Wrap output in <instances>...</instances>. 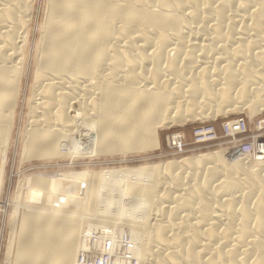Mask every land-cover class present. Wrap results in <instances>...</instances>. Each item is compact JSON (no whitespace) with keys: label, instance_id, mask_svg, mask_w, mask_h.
<instances>
[{"label":"bare ground","instance_id":"bare-ground-1","mask_svg":"<svg viewBox=\"0 0 264 264\" xmlns=\"http://www.w3.org/2000/svg\"><path fill=\"white\" fill-rule=\"evenodd\" d=\"M34 3L0 0L3 157L31 71L24 161L149 151L175 123L264 113V0H45L38 38ZM262 135L156 165L28 178L35 206L24 202L14 264H77L99 229L110 233L90 264H264Z\"/></svg>","mask_w":264,"mask_h":264},{"label":"rangeland","instance_id":"rangeland-1","mask_svg":"<svg viewBox=\"0 0 264 264\" xmlns=\"http://www.w3.org/2000/svg\"><path fill=\"white\" fill-rule=\"evenodd\" d=\"M43 3L45 4V0H35L33 8L34 20L31 24V34H36L37 38L39 37V33L35 32V30L39 25H41L45 16V7ZM33 78L34 72L31 71V74L27 77L26 82L24 81L25 79L22 82L24 88L22 89L16 103L7 156L3 157V154L0 155V163L5 161L3 173L4 177H2L3 186L0 188V264H14L19 225L25 212L23 209L26 208L25 206L28 204V207L31 206L29 209L32 210L35 206L34 202L27 200L25 196L26 187L29 185V182L26 181L28 178L39 176V174L41 175L44 173H56L57 175H60L63 172H67V170L100 173L102 170L132 169L145 165H156L174 161L179 158H190L214 151L220 152L223 149L226 151L227 148L228 150L231 149L235 142L244 145L245 143H250L252 141L251 137L255 138L256 136L262 134V144L264 145V133L257 132V126L259 125L260 120L264 117V113L251 119L249 112L246 110L242 111V113L235 112L227 115H220L215 119H208L205 121L185 122L182 124L175 123L171 127L160 129L159 148L155 147L156 149L154 148L149 151L128 153L127 155H108L95 158L89 156V154L85 153V151L81 152L85 153L83 155L68 157L64 155L66 152L64 150L61 151V153L66 158L57 157L53 159H31L24 161L23 141L25 135L24 133L27 131L29 125L28 120L30 121L29 117L31 108L28 100L31 97L30 88L33 83ZM241 120L244 126L243 131L227 137L224 133V124ZM198 129H206L207 131L205 132L207 134L213 132L215 137L213 136L205 138L207 140L204 139L202 141H197L196 131ZM244 131H246V133L242 135ZM175 135H180L182 137L180 138L181 145H183V143L187 145L185 151L182 153L176 152L174 148H172L173 146L170 141L172 140V136ZM261 147V143H258L257 148L259 152L263 151L260 149ZM21 181L25 182L20 186L18 184ZM19 186L21 188L20 190L17 188ZM20 191H22V194H20ZM18 194L21 197L17 196ZM19 198L21 199V202ZM24 202L25 204H28L25 205ZM117 204L113 206L115 209L112 207L110 208V211L116 213L121 206ZM125 215V217L128 216L127 214ZM15 225H17V228ZM13 245L14 247H12ZM11 251L12 254L10 253ZM9 257L12 259L9 260Z\"/></svg>","mask_w":264,"mask_h":264},{"label":"built area","instance_id":"built-area-1","mask_svg":"<svg viewBox=\"0 0 264 264\" xmlns=\"http://www.w3.org/2000/svg\"><path fill=\"white\" fill-rule=\"evenodd\" d=\"M264 123V117L260 120V124ZM262 125H258V130L257 132H263L264 133V125L261 127ZM246 133V131L243 132L242 135H244ZM180 138H182L180 135H175L172 136V140L171 145L173 146L172 148H174V150L176 152H180L182 153L183 151H185L187 145L183 143V145L180 144ZM259 141V143H262L259 139H257V142ZM262 158H264V155H262ZM103 231H105L106 233H103ZM110 233L109 230L107 229H99L96 230L92 233V239H86L84 238V242H86V246L81 248L79 255H78V260H77V264H90L92 262V260H94L98 253H94V251L92 250V247L97 243V239L99 237H103L102 238V247H104L105 245V240H106V236L107 234ZM88 253H93L95 256L93 257H88Z\"/></svg>","mask_w":264,"mask_h":264}]
</instances>
